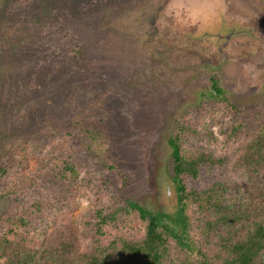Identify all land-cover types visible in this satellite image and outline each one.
Listing matches in <instances>:
<instances>
[{
	"label": "rangeland",
	"instance_id": "obj_1",
	"mask_svg": "<svg viewBox=\"0 0 264 264\" xmlns=\"http://www.w3.org/2000/svg\"><path fill=\"white\" fill-rule=\"evenodd\" d=\"M31 1L9 0L0 7L5 12L0 16V43L20 25L33 23ZM81 13L71 22L55 21L53 15L41 30L57 58L46 79L56 82V75H62L71 87H58L63 95L58 92L60 100L53 108L43 97L28 101L13 115L12 110L3 114L9 123L5 129L0 124V165L17 154V135L45 143L62 136L64 145L73 146L66 154L78 161L83 157L89 170L110 180L100 202H91L94 190H86L68 214L56 215L60 229L73 233L87 230L79 223L86 208L92 204L105 209L112 198L174 211L166 143L174 122L190 114L196 126L211 125L222 140L220 129L233 119L222 103L203 99L211 91V76L241 117L251 126L264 125V0H85ZM9 15L14 16L12 22ZM95 132L99 138L93 143L88 135ZM210 148L219 154L232 151L221 144ZM29 158L28 169L22 170L38 178L35 172L44 156ZM49 178L44 175L25 187L19 198H40L52 205L75 192L51 185ZM12 208L11 198L0 199L1 230V218ZM128 220L113 234L135 240L143 233L142 225L135 216Z\"/></svg>",
	"mask_w": 264,
	"mask_h": 264
},
{
	"label": "trees",
	"instance_id": "obj_2",
	"mask_svg": "<svg viewBox=\"0 0 264 264\" xmlns=\"http://www.w3.org/2000/svg\"><path fill=\"white\" fill-rule=\"evenodd\" d=\"M5 3L9 0H0V7ZM31 3L33 23L20 25L5 44L0 43L2 130L9 125L3 116L6 111L12 110L13 115L23 103L42 97L53 108L63 95L58 87L64 91L71 87L62 75L54 76L56 82L46 79L57 58L41 30L53 15L55 21L71 22L77 13L82 14L85 0ZM9 17L12 22L14 16ZM3 39L0 33V42ZM210 89L203 99L222 103L233 119L220 129L222 140L211 125L196 126L190 114L174 122L166 138L172 165L169 180L176 193V208L171 213L112 198L105 209L91 208L92 204L85 209L79 223L87 230L75 235L70 228L63 231L56 215L68 214L86 190L95 191L91 202H100L110 180L92 167L89 170L83 157L78 161L74 154H66L73 146L64 145L61 135L46 143L17 135L21 141L17 154L7 165H0V199L13 201L12 212L1 218L0 264H264V125L251 126L241 117L214 76ZM88 137L96 143L99 133ZM215 144L228 145L232 151L219 154L210 148ZM30 154L44 156L35 172L38 178L22 170L28 169ZM49 174L51 185L71 187L76 193L69 190L67 201L52 205L40 198H19L22 190ZM132 216L141 223L142 235L135 240L114 235ZM105 238L109 240L104 242Z\"/></svg>",
	"mask_w": 264,
	"mask_h": 264
},
{
	"label": "flooded vegetation",
	"instance_id": "obj_3",
	"mask_svg": "<svg viewBox=\"0 0 264 264\" xmlns=\"http://www.w3.org/2000/svg\"><path fill=\"white\" fill-rule=\"evenodd\" d=\"M232 35H230V37H231Z\"/></svg>",
	"mask_w": 264,
	"mask_h": 264
}]
</instances>
